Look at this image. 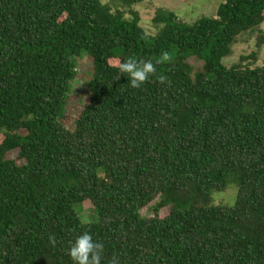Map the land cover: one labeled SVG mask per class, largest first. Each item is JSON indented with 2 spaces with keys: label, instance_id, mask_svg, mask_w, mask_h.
Wrapping results in <instances>:
<instances>
[{
  "label": "trees",
  "instance_id": "trees-1",
  "mask_svg": "<svg viewBox=\"0 0 264 264\" xmlns=\"http://www.w3.org/2000/svg\"><path fill=\"white\" fill-rule=\"evenodd\" d=\"M130 14L103 0H0V264H73L85 231L104 244L101 264H264V60L222 62L260 31L264 0H223L192 24L158 9L153 36ZM164 51L172 60L141 89L115 79L113 61ZM82 52L93 75L70 130ZM230 184L234 205L215 204ZM157 199L188 207L141 218ZM84 201L99 222L81 220Z\"/></svg>",
  "mask_w": 264,
  "mask_h": 264
},
{
  "label": "rangeland",
  "instance_id": "rangeland-1",
  "mask_svg": "<svg viewBox=\"0 0 264 264\" xmlns=\"http://www.w3.org/2000/svg\"><path fill=\"white\" fill-rule=\"evenodd\" d=\"M110 3L113 9H120L126 12L127 17H131V9L136 11L140 17V25L144 28L147 34L155 35L159 31V27H155L152 19L155 17L158 9L173 11L178 18L186 24H192L197 19L203 16H214L217 8L223 0H143L142 2L127 6L122 0H103ZM260 31L264 33V22L260 26ZM260 31L250 32L242 35L232 47V53L225 57L222 62L230 67L241 61V57H249L242 61V65L257 67L263 64L264 46L257 45V36ZM252 56V57H250ZM114 64L117 61H113ZM191 63L194 66H201V62L192 58ZM93 75V60L88 58L86 52H82L77 62V72L74 80L70 84V92L67 102L64 106L63 120L68 125L70 130L75 129V120L80 113L82 106L87 103L89 95L88 84ZM16 152L9 153L10 158H15ZM17 164L23 163L16 160ZM237 195V186L230 184L225 192L214 191L213 198L215 204H223L232 206L235 203ZM152 202L147 207L143 208L139 215L141 218H150L156 214L165 216L171 207L178 209H186L188 206L174 205L168 203L166 207L158 209V201ZM74 209L80 216L83 222L97 223L99 222V214L96 207L90 201L76 203ZM159 210V212H157Z\"/></svg>",
  "mask_w": 264,
  "mask_h": 264
},
{
  "label": "clouds",
  "instance_id": "clouds-1",
  "mask_svg": "<svg viewBox=\"0 0 264 264\" xmlns=\"http://www.w3.org/2000/svg\"><path fill=\"white\" fill-rule=\"evenodd\" d=\"M172 58V55L168 51H164L155 62L151 59H138L135 56H129L117 64L110 66L118 68L119 74L115 79H119L120 74H124L129 78V87L141 89L146 82H149L150 77L156 75V66L170 62ZM157 82L162 85L165 83L170 84V81L164 75H160ZM49 242L55 247L57 239L54 234L49 235ZM103 253L104 244L100 241H94L92 234L89 231H85L76 236L67 254L70 256L73 264H101ZM109 264H119V258L113 255L109 260Z\"/></svg>",
  "mask_w": 264,
  "mask_h": 264
}]
</instances>
